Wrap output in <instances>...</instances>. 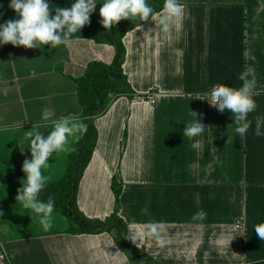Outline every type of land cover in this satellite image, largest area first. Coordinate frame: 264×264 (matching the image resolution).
I'll return each instance as SVG.
<instances>
[{
	"label": "crops",
	"instance_id": "crops-1",
	"mask_svg": "<svg viewBox=\"0 0 264 264\" xmlns=\"http://www.w3.org/2000/svg\"><path fill=\"white\" fill-rule=\"evenodd\" d=\"M182 2L186 15L180 27L164 34L149 18L124 35L122 70L130 93L110 98L93 120L97 140L79 183L77 207L90 220L108 218L115 178L121 202L128 196V218L120 209L118 214L127 236L150 222L166 224L163 247L145 239L137 248L127 239L155 264H264V241L254 229L264 223V136L254 134L255 118L264 117V0ZM9 3L0 0V23L16 18ZM50 4L71 6L69 0ZM101 6L95 8L98 15ZM114 56L112 46L77 35L67 47L52 50L0 47V251L11 264H133L112 234L69 235L67 217L55 210L53 227L44 231L40 217L16 200L17 176L25 178L22 165L31 159L29 148L21 154L18 142L27 143V132L36 125L47 135L51 119L84 122L79 80L91 65L109 66ZM248 67L257 73V109L249 114L253 123L242 141L232 134L230 112L195 97L215 84L241 86L239 74ZM148 94L155 96L153 105ZM190 109L206 124L195 147L182 135ZM45 110L54 113L49 121L42 119ZM79 137L71 151L49 159L43 170L48 183L64 176ZM201 209L206 219L194 221Z\"/></svg>",
	"mask_w": 264,
	"mask_h": 264
},
{
	"label": "clouds",
	"instance_id": "clouds-1",
	"mask_svg": "<svg viewBox=\"0 0 264 264\" xmlns=\"http://www.w3.org/2000/svg\"><path fill=\"white\" fill-rule=\"evenodd\" d=\"M69 2L70 7H52L50 0H10L9 8L15 12L16 18L0 23V47L6 44H11L13 47L23 46L26 49H44L45 45H49V50L60 46L67 47L70 38L90 24V16L97 4L102 5L99 9L100 24L109 31L121 20L147 21L151 18L159 30L167 34L171 28L180 27L186 15L182 0H164L159 12L150 6L148 0H102V2L69 0ZM2 15L0 13V18ZM238 79L242 82L239 87H230L225 83L215 84L210 94L200 93L195 98L210 101L220 113L230 112L235 124L232 134L243 141L253 123L248 118L249 114L257 109L253 98V89L257 87L255 68L248 67L239 74ZM189 115L192 119L184 125L182 135L194 140L195 147L200 142L195 138L203 136L206 124L198 112L190 109ZM53 116L52 111L45 110L42 119L49 121ZM51 125L47 135L40 130V125L33 126L32 130L27 132V143L18 142L21 154L24 153L25 147L29 148L31 159H25L23 162L22 171L25 178L20 182L21 187L18 189L16 200L23 209L34 212L40 217L44 231L53 227L55 201L50 198L44 202L39 198L48 183V177L43 174V170L49 167L50 158L71 151V142L78 134L86 131V125L71 116L51 119ZM254 134L257 137L264 136V117L255 118ZM143 211L145 214L148 213L147 208ZM0 215L3 213L0 212ZM206 216V212L201 209L192 219L203 221ZM254 229L259 239L264 241V223L255 225ZM126 239L137 248L145 239L154 240L163 247L168 243L166 224L163 221L150 222L131 232Z\"/></svg>",
	"mask_w": 264,
	"mask_h": 264
},
{
	"label": "trees",
	"instance_id": "trees-1",
	"mask_svg": "<svg viewBox=\"0 0 264 264\" xmlns=\"http://www.w3.org/2000/svg\"><path fill=\"white\" fill-rule=\"evenodd\" d=\"M148 3L155 11L159 12L163 7L164 0H148ZM100 20L101 17L94 10L90 16V24L83 27L80 33L74 35L112 46L115 50L114 59L109 66L91 65L86 75L79 80L78 97L83 109V123L86 125V131L80 134L74 150L69 155V163L64 176L59 180L47 183L39 198L44 202L50 198L55 201L54 210L67 217L69 223L67 234L74 236L112 234L117 248L121 252L129 254L133 264H155L150 258L141 255L126 239V224L118 216L122 186L115 178L111 183L115 206L113 213L108 218L104 221L90 220L77 207L79 183L91 160L97 140V131L93 120L106 111L110 98L116 99L130 93L122 70L125 58L122 39L128 31L145 22L135 20L123 26L117 24L109 31L102 27ZM18 185L20 188V181Z\"/></svg>",
	"mask_w": 264,
	"mask_h": 264
},
{
	"label": "built area",
	"instance_id": "built-area-1",
	"mask_svg": "<svg viewBox=\"0 0 264 264\" xmlns=\"http://www.w3.org/2000/svg\"><path fill=\"white\" fill-rule=\"evenodd\" d=\"M210 91H211V89H210ZM210 91H209V94H210ZM146 101L149 104L153 105L155 103L154 102L155 101V96L153 94H148L146 96ZM235 227L239 231H243V228H244L242 223H237ZM11 260H12V258L7 254V252L3 248H1V251H0V263L1 264H11Z\"/></svg>",
	"mask_w": 264,
	"mask_h": 264
},
{
	"label": "rangeland",
	"instance_id": "rangeland-1",
	"mask_svg": "<svg viewBox=\"0 0 264 264\" xmlns=\"http://www.w3.org/2000/svg\"><path fill=\"white\" fill-rule=\"evenodd\" d=\"M119 152V151H118ZM118 152H115L116 154H117V156H118ZM68 166V165H67ZM21 182L22 180H21V177H20V175L19 176H17V181H16V190L18 191V189H19V185H18V182ZM140 183H142V182H139V185H140ZM127 198H128V196H126L125 197V201H124V199H123V201L121 202V199H120V203H119V209L123 212V215H124V217H125V219H127L128 218V204H127ZM126 221V220H125ZM125 223V222H124ZM126 224V223H125ZM12 263H13V261H12Z\"/></svg>",
	"mask_w": 264,
	"mask_h": 264
}]
</instances>
